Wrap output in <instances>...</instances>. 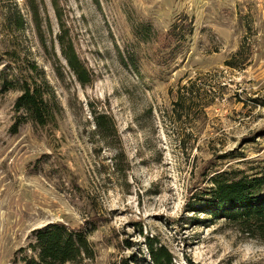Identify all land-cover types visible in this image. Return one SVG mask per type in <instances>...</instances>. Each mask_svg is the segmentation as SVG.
<instances>
[{
	"label": "rangeland",
	"instance_id": "374dc122",
	"mask_svg": "<svg viewBox=\"0 0 264 264\" xmlns=\"http://www.w3.org/2000/svg\"><path fill=\"white\" fill-rule=\"evenodd\" d=\"M35 2L38 17L30 0H0V264H20L33 231L56 222L88 231L94 257L83 264H150L147 237L177 264H264V241L189 212L203 167L207 187L216 171L264 159V0ZM55 7L93 74L87 87L55 74L57 58L65 66ZM8 51L45 73L56 125L13 132L23 114L9 82L21 74ZM94 113L113 121L109 144Z\"/></svg>",
	"mask_w": 264,
	"mask_h": 264
},
{
	"label": "trees",
	"instance_id": "16d2710c",
	"mask_svg": "<svg viewBox=\"0 0 264 264\" xmlns=\"http://www.w3.org/2000/svg\"><path fill=\"white\" fill-rule=\"evenodd\" d=\"M31 1V8L35 17L39 16V6L35 0ZM56 15L60 22L61 31L57 36L61 57L65 66L59 64L55 74L63 79L68 70L82 87H87L93 81V74L79 58L72 39L62 23V15L58 7ZM18 12V11H17ZM13 19L16 29L24 26L23 17L17 13ZM12 22V17H10ZM38 25V23H37ZM148 27L136 30V34L144 41L150 38ZM183 26L180 21L174 23L170 30L177 46L183 41ZM6 56L21 74L16 83L9 82L21 92L15 103L17 112L22 116L13 126V132L26 122L31 121L40 127L56 125L61 108L55 92L50 86L45 73L38 65L21 57L17 51H8ZM10 68V67H9ZM12 69V68H10ZM94 121L99 137L106 144L116 132L113 121L105 113H94ZM249 170L230 169L216 171L204 186L209 169L203 167L204 180L195 195L196 202L189 205V212L195 215H205L206 219H197L198 224H217L222 222L228 229H235L241 235L257 241H264V159L259 160ZM189 222L193 219H188ZM196 222V219L194 220ZM150 264H177L173 253L168 247L161 245L154 237L146 238L145 243ZM20 264H83L86 259H92L94 252L89 241L88 231L83 228H72L63 223H51L33 231V242L19 251ZM123 264H129L124 262Z\"/></svg>",
	"mask_w": 264,
	"mask_h": 264
}]
</instances>
